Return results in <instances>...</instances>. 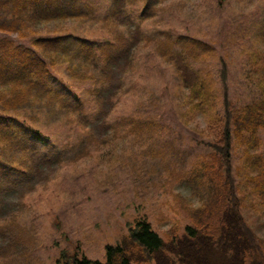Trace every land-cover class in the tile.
<instances>
[{
    "label": "rangeland",
    "instance_id": "374dc122",
    "mask_svg": "<svg viewBox=\"0 0 264 264\" xmlns=\"http://www.w3.org/2000/svg\"><path fill=\"white\" fill-rule=\"evenodd\" d=\"M82 2H90L97 13L108 9L98 2L110 4ZM145 6L144 0L128 5L131 24L140 25L132 33L138 45L132 49L128 39L133 54L114 93L97 101L92 82L71 77L68 62L51 69L48 84L83 106L82 120L77 113L43 109L9 115L53 162L31 183L21 180L13 192L0 194V264H65L74 256L104 262L106 245L124 242L139 220L149 221L163 238L192 224L188 213L201 198L190 186L188 171L202 155L214 152L206 141H221L224 86L235 106L259 100L264 0H164L143 15ZM82 21L40 24L36 32L47 35L50 27H66L99 41L110 37L98 23ZM125 32L130 38L131 30ZM10 35L32 46L17 32ZM178 37L184 43L177 42L163 57L159 51ZM182 50L192 57L188 72H209L211 104L192 92L191 78H183L185 71L177 67L173 58ZM258 138L252 157L264 156V131ZM232 144L242 197L238 209L264 251V195L248 181L258 171L243 165L245 147Z\"/></svg>",
    "mask_w": 264,
    "mask_h": 264
},
{
    "label": "trees",
    "instance_id": "16d2710c",
    "mask_svg": "<svg viewBox=\"0 0 264 264\" xmlns=\"http://www.w3.org/2000/svg\"><path fill=\"white\" fill-rule=\"evenodd\" d=\"M81 1L0 0V32L5 33L0 37V144L4 145L0 149V194L13 192L21 180L31 183L53 162L49 155L39 152L18 125L8 120L9 115L18 109H43L56 115L64 111L77 113L78 120L85 116L83 106L48 84L51 69L59 62H68L69 75L91 81L92 95L98 101L106 92L114 93L115 81L123 78L132 57L128 42L134 44L136 36L132 33H137L140 25L131 24L128 5L139 0H109L105 6L98 2L99 8H108L98 13L90 2ZM163 1L144 0L143 15ZM66 19L98 23L110 37L99 41L66 27H50L47 35L38 34L40 24ZM128 28L130 38L125 36ZM12 32L30 39L32 46L18 43L10 35ZM178 40L180 37L163 46L159 51L163 57L177 42L184 43ZM135 45L138 43L132 49ZM176 52L173 59L185 71L183 78H191L188 85L192 92L211 104L209 72L197 68L188 72L192 57L184 50ZM222 78L225 82L224 68ZM261 78L259 100L247 105L235 106L224 86L221 141H206L214 152L202 155L188 171L190 186L201 198L200 205L188 213L192 224H187L181 234L171 232L163 238L149 221L139 220L130 227L124 242L106 245L104 262L74 256L65 264H264L262 244L238 209L242 197L232 162V151L237 147L232 142L240 143L238 147H245L243 165L258 171L248 181L255 192L264 195V156L252 157L251 152L258 146L259 132L264 131V77ZM16 153L19 158L14 156Z\"/></svg>",
    "mask_w": 264,
    "mask_h": 264
}]
</instances>
